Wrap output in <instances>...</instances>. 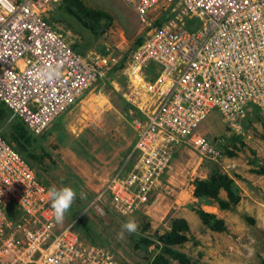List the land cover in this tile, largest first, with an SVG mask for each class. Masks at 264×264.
I'll use <instances>...</instances> for the list:
<instances>
[{
  "label": "built area",
  "instance_id": "1",
  "mask_svg": "<svg viewBox=\"0 0 264 264\" xmlns=\"http://www.w3.org/2000/svg\"><path fill=\"white\" fill-rule=\"evenodd\" d=\"M60 1L0 0V102L10 119L42 135L124 61L123 96L141 114L137 138L130 168L115 173L94 201H109L118 215L149 202L174 148L188 144L201 155L221 156L199 132L213 111L236 131L253 106L264 111V0H124L146 26L143 43L127 59L114 50H75L49 18ZM46 65L60 66L52 84L37 77ZM49 188L0 130V264H126L86 243L77 218L60 226Z\"/></svg>",
  "mask_w": 264,
  "mask_h": 264
},
{
  "label": "rangeland",
  "instance_id": "2",
  "mask_svg": "<svg viewBox=\"0 0 264 264\" xmlns=\"http://www.w3.org/2000/svg\"><path fill=\"white\" fill-rule=\"evenodd\" d=\"M82 2L105 10L111 16L104 33L98 35L89 21L85 23L73 15L60 20L52 18L64 10L63 0L48 12L51 23L83 54L114 50L127 59L137 39L146 34V26L137 12L124 0ZM193 22L187 19V26L191 27ZM126 78L121 69L108 74L55 119L45 133L36 135L35 148L44 159L43 162L37 160L36 165L41 166L42 162L44 178L51 186H69L77 192L73 205L79 208L77 217L91 229L93 244L110 250L126 264H149L158 250L157 245L137 248L136 239L141 235L156 238L171 228L174 218L185 217L191 227V240L178 248L189 254L195 264H259L264 261V175L252 171L264 162V111L257 106L248 112L239 131L234 130L219 111H213L199 132L221 151V156L214 159L201 155L188 144L174 148L170 168L151 192L149 202L136 213L121 216L109 201L94 202L115 173L130 168L128 159L137 138L135 120L141 114L138 107L123 96L128 85ZM7 120L6 115L0 116V130L12 140L9 136L11 122ZM214 163L232 175L240 186L241 200L232 210L206 205L194 196L196 179L207 178ZM221 196L226 197V193L223 191ZM192 205L224 218L227 230L219 232L208 228ZM72 217L69 211L60 226L74 220ZM130 220L137 223L139 234L125 232L120 238L122 225ZM78 232L90 243L86 231ZM172 264L180 263L172 260Z\"/></svg>",
  "mask_w": 264,
  "mask_h": 264
},
{
  "label": "trees",
  "instance_id": "3",
  "mask_svg": "<svg viewBox=\"0 0 264 264\" xmlns=\"http://www.w3.org/2000/svg\"><path fill=\"white\" fill-rule=\"evenodd\" d=\"M63 2L65 6L64 10L56 16L53 15L52 18H59L60 20L64 16H76L85 21V23L86 21H89V25L92 26L93 30H95L98 35L104 33L111 23L112 18L105 10L86 6L82 0H63ZM158 24H162V22L158 21ZM143 41L144 37H139L136 41L135 48L141 45ZM73 48L77 50L76 45H73ZM102 52L105 53V49H103ZM123 66L124 61L115 66L109 74H115V72L122 69ZM2 115H6V117H8L7 121L11 122L9 136H11L12 140L16 142V149L36 169L37 174L43 183L52 187L44 178V169L42 165L44 159L40 154L38 155L37 149L35 148L38 143L36 135L31 133L20 119L15 118L10 121L12 115L11 110L6 107L4 103L0 102V116ZM2 134L7 140L14 143L5 133L2 132ZM230 154L234 153L230 152ZM37 160H39V162L42 161L41 166L36 165ZM252 171L264 175V162L261 165H258V167H254ZM194 185V196L206 205H217L222 210H232L241 200V189L236 179L228 172H224L216 163H214L210 175L207 178L196 179ZM223 191L226 193V197L221 196ZM193 209L201 219L202 223L208 228L219 232L227 230L225 219L219 217L216 213L207 211L200 206L193 207ZM69 211L73 216L72 219L77 218V230L86 231L87 236H89V242L92 244L95 243L89 232L91 229L85 227V223L77 217L79 208L72 205ZM190 228L188 219L185 217H177L173 219L171 228L168 231L157 235L156 238L141 235L136 239L135 245L137 248L143 249H148L153 244L157 245L158 250L152 255L149 264H172V260H177L180 264H195V261L189 254L178 248L180 245L191 240ZM259 264H264V261Z\"/></svg>",
  "mask_w": 264,
  "mask_h": 264
},
{
  "label": "clouds",
  "instance_id": "4",
  "mask_svg": "<svg viewBox=\"0 0 264 264\" xmlns=\"http://www.w3.org/2000/svg\"><path fill=\"white\" fill-rule=\"evenodd\" d=\"M61 75L60 66L46 65L41 67L37 73V77L42 84H52ZM48 197L51 201V208L53 209V215L57 222H63L66 214L71 209L77 192L69 186L63 188H57L52 186L48 190ZM125 232L129 235H138V225L134 221H128L122 225V230L119 233L120 238L124 237Z\"/></svg>",
  "mask_w": 264,
  "mask_h": 264
},
{
  "label": "crops",
  "instance_id": "5",
  "mask_svg": "<svg viewBox=\"0 0 264 264\" xmlns=\"http://www.w3.org/2000/svg\"><path fill=\"white\" fill-rule=\"evenodd\" d=\"M244 123V122H243Z\"/></svg>",
  "mask_w": 264,
  "mask_h": 264
}]
</instances>
